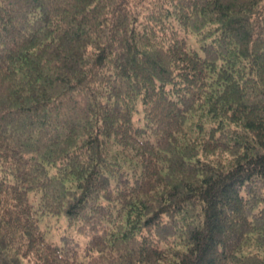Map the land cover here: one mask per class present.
Listing matches in <instances>:
<instances>
[{"label": "trees", "instance_id": "1", "mask_svg": "<svg viewBox=\"0 0 264 264\" xmlns=\"http://www.w3.org/2000/svg\"><path fill=\"white\" fill-rule=\"evenodd\" d=\"M0 264H264V0H0Z\"/></svg>", "mask_w": 264, "mask_h": 264}]
</instances>
